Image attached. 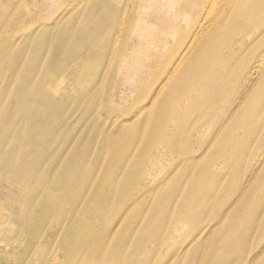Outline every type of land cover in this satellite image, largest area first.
Returning a JSON list of instances; mask_svg holds the SVG:
<instances>
[{"label":"bare ground","instance_id":"bare-ground-1","mask_svg":"<svg viewBox=\"0 0 264 264\" xmlns=\"http://www.w3.org/2000/svg\"><path fill=\"white\" fill-rule=\"evenodd\" d=\"M5 1H0V19L6 14L13 21L21 20L22 11L16 7L17 0H11L15 1V7L10 12L8 7L3 6ZM17 4H20V0ZM39 5L41 6L40 3ZM73 6V16L65 19L64 13H61L49 27V34L56 37L64 30L65 48L60 47L65 50L60 51L58 44L53 46L47 54L46 64L39 68L34 79L28 77V72L21 76L15 75L19 64L15 61L17 49L12 51L13 57H9L3 43L5 31L0 36V169L8 168L11 158L14 159L15 166L21 165L15 155L18 141L25 135L29 134L30 141L36 137L34 133L38 129L49 136L58 133L60 121L49 125L55 119L53 112L46 107L49 95L59 99L79 91L84 93L92 88L94 77L98 75L95 82L101 81L106 73L120 75L122 82L125 79L139 78L141 71L147 76L149 71L157 70L155 67L151 69L149 62L158 59L157 65L164 73V80L156 81L151 89L155 92L150 102L153 110L142 118L141 132L146 136L147 129L154 122L161 131V140L154 143L158 151L166 149L177 156L198 153L196 158L183 159L179 166L183 175L194 173L195 176L193 181L185 183L184 193L179 194L185 202V211L196 212L200 209L197 204L205 199L203 195H209L211 199L222 196L227 198L230 194L242 191V198L246 188V185L243 186L245 173L253 161L260 163L259 159L264 158V0H75ZM259 16L261 22L257 23ZM46 26L44 24L43 29ZM159 26L161 29L156 32ZM124 27L128 30L123 36L121 32ZM129 32L140 36L138 49L147 46V60L141 59L144 50L136 58L142 61L138 62L133 58L131 53H135L137 48L128 39ZM33 36L34 33L29 32L22 36V40L29 41ZM180 43L182 45L179 47ZM69 49L77 51L67 54ZM58 52L65 53L64 60L55 61ZM177 52L174 64L166 65L169 57ZM92 57L98 60V65L91 60ZM104 57L106 62L102 66L100 62ZM140 63L143 66L141 69ZM182 63L183 66L179 67ZM229 68L233 70L228 77H223L224 71ZM183 75L187 80L194 78L199 86L191 98L179 105L176 101L171 102L170 98L179 88L175 78ZM257 79L258 84H254ZM31 82L32 92L27 87ZM126 87L131 92L128 99L140 101L145 89H139L137 81L128 82ZM7 88L9 92L6 91ZM10 96H17L14 100L22 102V107H18L16 103L10 106L13 102L9 100ZM225 98L227 101L224 104ZM166 99L169 101L163 106ZM119 102L130 104L125 99ZM15 109L22 110L13 115ZM15 126L23 130L9 142L11 130ZM198 130L204 131V139L209 141L207 144L206 140L198 142V138L194 136ZM69 135L63 137L56 154L70 144ZM108 142L109 138L103 137L101 144L105 151ZM78 143L79 140L74 147L68 146L66 154L77 148ZM193 143H196V147L191 149ZM147 144L148 147L153 145L151 142ZM128 148L130 142H122L117 149V156L122 157ZM139 153L141 145L138 142L134 149V157L137 158L128 159V165L122 170L125 180L118 189L117 186L114 188L113 183L116 182L114 174L117 166L109 165L86 184L82 183L86 175L69 171L74 174L72 178L76 188L63 198L58 197L57 187L67 179L68 171L63 167L64 161L59 162L60 170L55 171L50 178L54 182L60 174L58 181L50 187L44 186L46 177L53 169L55 159H52L39 174L33 171V179L37 180L34 187L37 197L29 215H21L19 219L8 218V221L13 222L10 226H5V230L0 227V236L4 231L13 235L18 227L19 230L22 228L25 221L29 219L30 223L34 220L35 227L29 231V239L26 238L23 242L26 251L30 252L39 239L38 233L43 231V220L49 217L53 224L47 231H54L42 238L34 260H30L28 264H36L44 253L49 254L44 264H108L111 258L106 253V244L110 233H107V223L103 222L108 201L114 194L129 195L128 190L135 180L131 175L132 168L137 171L149 169L152 163L157 162L151 155L145 162V154L138 157ZM217 158L220 160L217 161ZM214 168L221 169L216 171ZM224 171L227 172L226 175L223 174ZM24 173L22 168L17 171L18 175ZM230 175L240 176L234 190L227 184V180L232 178ZM14 181L11 178L8 183L12 184ZM198 181L203 182L196 184ZM248 181L249 177L245 179V183ZM161 186L162 182H159L158 189ZM19 187L18 185L15 189ZM84 188L86 192L80 198L77 191ZM53 195L55 197H49ZM22 197V193L15 194V197L9 194L5 196V200L0 198V205L14 206L17 211ZM68 198H72L75 204L72 209L66 208L63 215L58 211V205ZM153 205L156 208L158 201ZM150 216L145 217L138 228L139 232L153 226ZM77 221L80 224L75 228ZM222 234L224 237L220 242L227 250L234 251L238 256L245 251V241L241 237L228 230H224ZM14 239L15 237L13 240L0 241V252L12 254V249L18 247ZM117 240L125 242L122 236ZM120 251L122 250L112 246L113 253ZM129 256L130 254H123L117 264H128ZM134 260L132 254V262Z\"/></svg>","mask_w":264,"mask_h":264},{"label":"rangeland","instance_id":"rangeland-1","mask_svg":"<svg viewBox=\"0 0 264 264\" xmlns=\"http://www.w3.org/2000/svg\"><path fill=\"white\" fill-rule=\"evenodd\" d=\"M74 1L20 0V4H17L19 0L16 3L6 0L3 3L4 7L9 8V12L12 7H15L14 3L17 9L20 8L22 11L21 20L13 21L6 14L0 19V36L5 31L3 43L6 46L8 56L13 57L12 51L17 49L15 61L19 64L15 75L21 76L28 72V77L34 79L39 68L46 64L50 49L57 44L59 47L65 48L64 30L56 37L49 34L51 33L49 27L61 16V13H64L65 19L73 16ZM14 22L18 24H14ZM259 22H261V16L257 18V23ZM44 24L47 25L45 29H43ZM160 29L159 26L156 32ZM127 30L128 28L124 27L121 34L124 36ZM29 32L34 33V36L29 41L22 40V36ZM127 37L132 40L133 45L137 48L140 36H135L129 32ZM181 45L182 43L179 47ZM61 47L59 50H65ZM242 49L243 46L240 51ZM146 50L148 49L145 45L144 48H137V51L131 54L136 60L139 57V52L143 51L144 56L141 59L147 60L149 54ZM76 51L69 49L66 53ZM177 55L178 52L173 57H169L166 65L172 66ZM64 59L65 53L58 52L55 56V61ZM141 59L136 61L140 62ZM91 60L98 65L97 59L92 57ZM105 62L106 57L102 59L100 64L103 66ZM119 63L122 65L121 61ZM149 63L151 69L155 67L157 70L155 72L149 71L147 76L141 71L139 78L125 79L122 82L120 75L106 73L101 81L95 82L98 75L94 77L91 83L92 88L84 93L79 91L77 94H67L64 98L60 97L59 99L49 95L46 107L53 112L55 118L49 125H55L57 121H60L58 133L49 136L47 133H43L42 129H38L37 133H34L36 137L30 141L29 134L25 135L18 141L15 155L21 165L15 166L14 159L11 158L10 166L0 169V198L5 200V196L9 194L14 197L15 194H23L17 211H15L14 206L0 205V227L5 230V226L12 224L13 220L8 221V218L19 219L21 215L22 217L29 215L37 197L36 191H34L37 180L33 179V171L39 174V171L44 169L52 159H55V162L50 175L45 179V187H50L58 181L60 174L54 182H51L50 178L55 171L60 170L58 164L61 160L64 161L65 166L63 167L68 171L66 182L57 187L58 197L63 198L65 194L68 195L70 191L72 192L76 188L72 175H86L82 180V183L86 184L96 173L104 171L109 165L117 166L114 174L116 182L113 183L114 188L117 186L116 189H118L125 180V176H122V170L128 165V159L134 158L135 160L137 158L134 157V149L139 142L141 153L138 157L144 153L143 161L147 162L149 155H151L157 162L152 163L149 169L137 171L132 168L131 175L135 177V180L128 190L129 195L114 194L108 201L105 208L106 216L103 221L109 227L107 233H110V239L106 244L108 247L106 253L111 258L108 264H117L123 254H130L128 264H264V158H257L260 163H254L253 160L256 156L251 160L253 162L252 164L250 162L251 165L244 175L243 186L246 185V188L242 198H240L242 191H237L233 195L230 194L227 198L222 196V198L212 197L211 199L209 195H203L205 199L197 204L198 207H201L200 209L196 212L185 211V202L179 194L184 193L185 183L193 181L195 176L194 173L183 175L179 166L183 159L196 158L198 153L194 155H192L193 153H184L177 156L175 153H169L166 149L158 151L154 143L161 140V131L157 129L154 122H152L151 128L147 129L146 136L141 132L142 118L147 117L149 112L153 110L150 107V102L155 96V92L151 89L156 81L164 80V73L162 69L159 70L157 65L158 59ZM182 66L183 63L179 67ZM139 67L140 69L143 68L141 63ZM232 70L233 68H229L224 71L223 77H228ZM193 79L187 80L185 75L175 78L179 88L174 91V96L170 98L171 102L176 101L182 105L195 94L199 82ZM130 81H137L138 88L145 89L138 102L128 99L131 92L126 85ZM98 82H101L100 85H95ZM254 84H258V79ZM11 87L10 84L9 88ZM27 87L31 92L33 91L32 82ZM16 98L17 96L9 97V100H13L10 106L16 103L18 107H22V102L17 103V100H14ZM124 99L130 104L119 102ZM168 101L169 99H166L163 106ZM226 101L225 98L224 104ZM57 109L59 110L57 111ZM20 110L22 109L13 110V115ZM22 130L21 127L15 126L11 130L9 142ZM67 134H70L68 138L70 144L56 154L63 137ZM203 134L204 131L198 130L194 136L198 138V142L206 140L205 144H207L209 141L204 139ZM103 137L109 138L106 151L101 144ZM78 140L77 148H73L66 154L67 147L73 146ZM124 141L130 142V148L122 157H118L117 149ZM148 142L153 143V145L148 147ZM195 145L196 143H193L191 149L195 148ZM219 160L220 158H217V161ZM19 168L25 170L23 175L17 174ZM214 169L217 171L221 168ZM69 171H73L74 174ZM223 174L226 175L227 172L224 171ZM231 177L227 180V184L232 186V190H234L239 183L240 176ZM247 177H249V181L245 183ZM11 178L15 179L12 184L11 182L8 183ZM159 182H162L160 189H158ZM202 182L198 181L196 184ZM18 185L20 187L15 189ZM85 192L86 188L77 191V195L81 198ZM156 201H158V206L155 208L153 204ZM74 204L75 201L68 198L59 203L58 211L64 215L66 208L72 209ZM132 214L133 216H131ZM149 214L154 222L153 226L139 232L138 228ZM43 221V231L38 233L39 239L30 252L26 251L23 242L26 238L29 239V231L35 227L34 220L30 223L29 219L25 221L22 228L19 230L18 227L13 235L4 231L0 236V241L13 240L15 237L14 240H16L18 247L12 249V254L0 252V264H19V262L28 264L30 260L33 261L42 238L48 232L54 231H47L53 224L51 218L48 217ZM79 224V221L75 222V228ZM224 230L235 233L245 241L246 249L240 256L234 251L227 250L224 244L220 242L221 238L224 237L222 234ZM136 233L138 234L134 239ZM120 236L124 237L125 242L117 240ZM87 240L84 243L85 247ZM141 240H143L142 244L140 243ZM19 242L22 243L19 245ZM112 246L122 251L113 253ZM132 254L135 257L134 262H132ZM48 255L44 253L42 259H39L36 264H44Z\"/></svg>","mask_w":264,"mask_h":264}]
</instances>
